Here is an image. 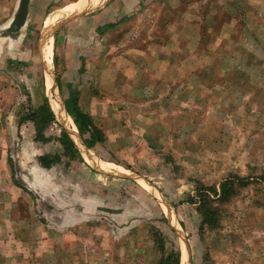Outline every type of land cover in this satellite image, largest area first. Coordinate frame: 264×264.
<instances>
[{"label": "rangeland", "instance_id": "obj_1", "mask_svg": "<svg viewBox=\"0 0 264 264\" xmlns=\"http://www.w3.org/2000/svg\"><path fill=\"white\" fill-rule=\"evenodd\" d=\"M79 1L29 0L19 27L22 0H0V264H160L180 237L145 185L190 264H264V0H104L59 22V95L90 115L100 141L79 136L103 168L44 169L60 130L36 142L23 105L50 102L44 24ZM226 180L234 195L210 194L205 223L197 188Z\"/></svg>", "mask_w": 264, "mask_h": 264}, {"label": "trees", "instance_id": "obj_2", "mask_svg": "<svg viewBox=\"0 0 264 264\" xmlns=\"http://www.w3.org/2000/svg\"><path fill=\"white\" fill-rule=\"evenodd\" d=\"M50 103L51 102H49L48 99L45 98L42 103H40L36 107H33L31 105V99L28 98V104L23 105L24 111L20 121V125H23L29 121L33 123L36 130V142H51L54 137L49 135L45 136L44 131L49 130L54 125H57L59 127L60 134L59 137L56 138V140L59 142L63 150V155L59 153L42 155L38 158L40 166L44 169H50L60 163L63 156L67 159V165H70L72 162L75 161L84 163V158L82 157L83 155L79 151L74 140L67 133V131L57 122L55 116L56 112ZM66 109L68 114L71 116L79 133L82 136L86 133L91 135L90 140H85V142L89 148H93L94 145L100 140H98L97 134L95 133V131L97 130L96 127L93 125V121L90 115L84 113L79 108L76 100L73 98L66 101ZM234 189V182L232 180H226L222 182L219 191L213 189L207 190L203 186H199L197 188V194L194 201L195 203L199 204V209L205 223L211 222L210 218L212 217L211 208L209 204L214 201L210 198V194H214V196L216 197L215 201L224 203L228 202L233 197ZM181 251L182 248L180 249L179 244L177 242H172L171 248L165 250V255L163 256L160 264H181V256L183 255Z\"/></svg>", "mask_w": 264, "mask_h": 264}, {"label": "bare ground", "instance_id": "obj_3", "mask_svg": "<svg viewBox=\"0 0 264 264\" xmlns=\"http://www.w3.org/2000/svg\"><path fill=\"white\" fill-rule=\"evenodd\" d=\"M102 1L104 0H81L77 3H73L62 8L61 10L52 12L51 14H49L48 18L45 21L42 36L43 38H41V40H43L45 54L43 65L45 66V83L47 90L46 92L51 102V105L59 119H61L62 122H65V126L67 127L69 135L78 146L84 159L95 168H103V166L100 165V160L97 158V156L93 154L90 149H88L82 142L79 136V131L75 127L72 118L67 113L64 103L59 95L58 84L55 80L53 70V36L52 34H50V31H54L56 26L59 25L58 23L63 20H67L72 17L82 15L83 13L95 10L96 8L100 7ZM142 184L145 185L144 183ZM144 187L156 196L157 200L161 203L162 206H164L165 210L167 209L168 219L171 222L172 227L175 229V231L179 234L180 237V243L183 253L181 264H190V256L187 242L185 240L184 233L178 221L176 220L174 213L171 210V207L167 205L165 199L153 187L148 188L147 185H145Z\"/></svg>", "mask_w": 264, "mask_h": 264}, {"label": "water", "instance_id": "obj_4", "mask_svg": "<svg viewBox=\"0 0 264 264\" xmlns=\"http://www.w3.org/2000/svg\"><path fill=\"white\" fill-rule=\"evenodd\" d=\"M28 3H29V0H22V2H21L20 11H19V14H18L17 19H16V25L19 27H21L24 24V22L27 18Z\"/></svg>", "mask_w": 264, "mask_h": 264}, {"label": "crops", "instance_id": "obj_5", "mask_svg": "<svg viewBox=\"0 0 264 264\" xmlns=\"http://www.w3.org/2000/svg\"><path fill=\"white\" fill-rule=\"evenodd\" d=\"M44 26H45V24H44ZM41 45H42V49H41V52H43L44 51V47H43V41L41 40ZM161 195V194H160ZM156 197V196H155ZM168 205V204H167ZM169 206V205H168ZM164 207V206H163ZM165 209V208H164ZM166 212H167V209H166ZM168 217V216H167ZM177 220V219H176ZM179 240H180V238H179Z\"/></svg>", "mask_w": 264, "mask_h": 264}]
</instances>
